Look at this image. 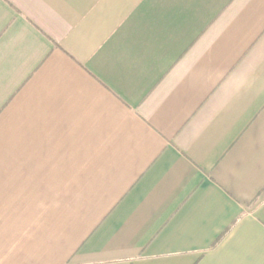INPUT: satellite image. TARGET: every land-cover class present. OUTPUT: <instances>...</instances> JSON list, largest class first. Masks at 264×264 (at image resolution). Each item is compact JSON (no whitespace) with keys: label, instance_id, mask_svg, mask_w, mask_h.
<instances>
[{"label":"crops","instance_id":"obj_1","mask_svg":"<svg viewBox=\"0 0 264 264\" xmlns=\"http://www.w3.org/2000/svg\"><path fill=\"white\" fill-rule=\"evenodd\" d=\"M0 264H264V0H0Z\"/></svg>","mask_w":264,"mask_h":264}]
</instances>
